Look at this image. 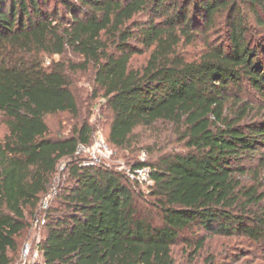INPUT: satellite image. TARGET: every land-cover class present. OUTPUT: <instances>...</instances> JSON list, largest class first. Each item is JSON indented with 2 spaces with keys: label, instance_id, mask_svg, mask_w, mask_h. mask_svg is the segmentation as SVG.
<instances>
[{
  "label": "trees",
  "instance_id": "1",
  "mask_svg": "<svg viewBox=\"0 0 264 264\" xmlns=\"http://www.w3.org/2000/svg\"><path fill=\"white\" fill-rule=\"evenodd\" d=\"M224 14V41L212 42ZM250 16L264 29V0H0V264H18L19 237L62 163L73 184L56 197L65 210L50 208L39 227L42 264H175L173 246L193 230L264 245V174L253 168L264 166V116L249 119L241 98L248 83L264 100V43L249 38ZM200 36L205 50L188 59L181 47ZM79 70H93L111 111L108 143L148 155L134 180L77 155L94 132L80 114ZM58 113L79 120L68 136L46 122ZM147 131L156 137L143 143ZM144 168L147 196L136 185Z\"/></svg>",
  "mask_w": 264,
  "mask_h": 264
},
{
  "label": "rangeland",
  "instance_id": "2",
  "mask_svg": "<svg viewBox=\"0 0 264 264\" xmlns=\"http://www.w3.org/2000/svg\"><path fill=\"white\" fill-rule=\"evenodd\" d=\"M60 9L63 10V6H60ZM140 19H143V17H140ZM247 25L249 28V38L255 39L259 44V41L264 43V29L262 28V23L258 22L254 16H250ZM226 31L227 23L224 14V16L218 18L217 27L209 34L211 41L222 43L226 36ZM250 35H252V37H250ZM205 39L206 38L200 36L195 43L184 45L181 47V50L188 59H196L205 50ZM149 53L148 51L144 54H135L132 57V65L135 68L142 67L147 61ZM66 56L73 61L81 60L79 56L72 53H68ZM55 58L59 59L58 56ZM72 79L80 106V114L84 120L89 119L94 129L91 143L84 151L78 154V156L85 162H89L94 155L100 156V164H106L116 171L128 175L134 180L135 175L131 171L132 167H134L138 161H146L149 159L145 150L133 153L130 150L116 149L108 143L107 137L109 134L111 111L105 104V99L101 96L102 93L99 92V94H97L98 90L96 88L93 70H79L72 75ZM241 98L250 103L252 110L249 119L252 117L258 118L264 116V100L262 95L254 91L248 83L243 84ZM46 122L53 135L68 136L71 134L73 127L79 123V120L69 113H58L47 116ZM5 131L6 127L0 117V136H2ZM167 134L168 133L164 132V137ZM155 137L156 134L147 131L144 133L142 141L143 143L150 142L153 141ZM101 139L106 141L110 152L99 148L98 142ZM255 158L257 159L258 157L256 156ZM253 168L255 170L254 172L264 174V166L261 167L259 161L253 163ZM69 178L66 171V164H60L49 193L43 198L42 204L40 208H38L37 216L44 215L45 213L48 214L50 208H53L56 214L61 213V209H63L62 211L65 210L63 205L60 207L59 200H56V197L60 193L62 194V191L66 187L73 184V181ZM137 178V182H139L136 184L138 190L147 196L148 184H150L149 181L147 182L148 176L138 174ZM248 182L249 185H255L256 183L255 178L248 180ZM260 191H264V186ZM34 219L35 217L30 218V222L34 221ZM36 231H38V229L35 230L33 226L29 231H25L19 237L20 247L24 241L33 236ZM204 234V232H196V230L183 233L180 241L173 246L175 264H264V245L238 234L230 237ZM201 240L203 244L201 247H198ZM17 258L18 252L14 255V261Z\"/></svg>",
  "mask_w": 264,
  "mask_h": 264
},
{
  "label": "built area",
  "instance_id": "3",
  "mask_svg": "<svg viewBox=\"0 0 264 264\" xmlns=\"http://www.w3.org/2000/svg\"><path fill=\"white\" fill-rule=\"evenodd\" d=\"M99 148L102 150H105L107 152H110L109 147L104 139H101L98 142ZM87 148L85 145H79L77 150V155L80 154L82 151H84ZM101 157L94 155L93 158L90 159L89 162H86L85 164H100ZM138 174H144V176H149V170L147 168L140 169L137 171V177ZM145 178V177H144ZM44 204V203H43ZM47 221V214L40 215L35 217L33 221V228L38 231L31 236L29 239L25 240L18 264H42V250H41V242H42V233L39 231V227L45 225Z\"/></svg>",
  "mask_w": 264,
  "mask_h": 264
}]
</instances>
